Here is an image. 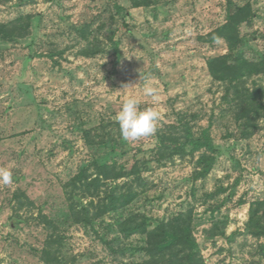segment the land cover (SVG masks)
<instances>
[{
    "label": "rangeland",
    "instance_id": "1",
    "mask_svg": "<svg viewBox=\"0 0 264 264\" xmlns=\"http://www.w3.org/2000/svg\"><path fill=\"white\" fill-rule=\"evenodd\" d=\"M240 8L250 20L238 49L264 54V0H0L1 23L31 19L24 37L0 40V167L13 175L0 184V264H51L44 249L60 257L52 264H138L146 235L116 229L130 213L145 215L150 229L184 214L205 264H264V238L246 230L251 204L264 198V115L243 138L234 90L209 69L228 53L210 33ZM149 84L158 105L144 96ZM241 85L264 100V73ZM128 95L161 113L157 134L188 127L211 140L214 163H198L204 149L168 159L149 146L155 137L123 140L115 115ZM135 162L137 176L95 190L67 185L85 168L94 177V163ZM115 185L135 199L98 213ZM67 194L94 200L90 225L75 221Z\"/></svg>",
    "mask_w": 264,
    "mask_h": 264
},
{
    "label": "trees",
    "instance_id": "2",
    "mask_svg": "<svg viewBox=\"0 0 264 264\" xmlns=\"http://www.w3.org/2000/svg\"><path fill=\"white\" fill-rule=\"evenodd\" d=\"M29 20L31 21L27 16L26 21L19 18L13 23L0 22V40L15 41L24 37L29 29ZM249 20L246 8H240L238 11H231L228 21L218 30L210 33L213 39L224 38L228 45V53L211 60L209 69L216 79L228 84L227 93L234 90L233 100L237 106L235 121L243 138H248L255 132L258 127V119L264 115V100L258 97V92L250 91L241 85V81L246 77L264 73L263 53L238 49L243 41L240 24ZM111 45L116 52L119 51L117 39L112 40ZM86 135L89 139L88 132ZM101 141H105V143L108 141L111 146V138L103 137ZM152 144L155 145L151 147L152 149L157 150L161 157L168 159L175 155L194 154L204 149L205 151L198 159V163L204 166L214 163L215 155L219 152L211 140L196 137L188 127H184L177 134L158 133L149 145ZM93 166L94 177L89 175L88 168H85L80 170L67 185L78 187L80 185L78 183H81L83 187H86V191L95 190L102 181L131 178L140 172L138 162L133 163L130 167H117L113 163L100 165L94 163ZM136 195L137 193L131 189L121 192L118 191L117 185L110 187L98 202V213L103 215L122 210L135 199ZM68 198L71 199V202L77 201L75 203L77 205L72 207L75 221L84 226L90 225L93 217L90 206L95 205L94 200L84 204L81 195L69 194ZM149 227L148 218L141 213H130L121 217L116 225L117 232L123 236L146 235V258L138 264H205L200 255L199 243L191 231V221L184 214H179L168 221H161L152 229ZM246 230L255 237L264 238V198L251 204ZM209 235L212 236V233ZM52 241L55 242V240ZM261 252L264 255V245L261 247ZM43 257L51 264L61 262L58 254H54L49 249L43 250Z\"/></svg>",
    "mask_w": 264,
    "mask_h": 264
},
{
    "label": "clouds",
    "instance_id": "3",
    "mask_svg": "<svg viewBox=\"0 0 264 264\" xmlns=\"http://www.w3.org/2000/svg\"><path fill=\"white\" fill-rule=\"evenodd\" d=\"M144 96L152 105L161 102L159 89L149 84L144 88ZM141 98L128 95L122 102L120 110L115 115L119 132L125 141H137L142 138L155 137L158 131L161 113L155 107L141 108ZM154 147L155 145H149ZM13 183V175L8 167H0V184Z\"/></svg>",
    "mask_w": 264,
    "mask_h": 264
}]
</instances>
